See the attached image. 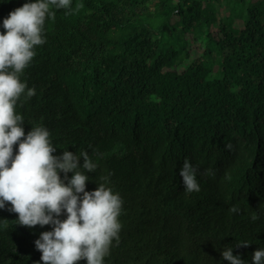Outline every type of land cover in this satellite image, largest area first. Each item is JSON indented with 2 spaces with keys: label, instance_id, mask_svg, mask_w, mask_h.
Wrapping results in <instances>:
<instances>
[{
  "label": "trees",
  "instance_id": "1",
  "mask_svg": "<svg viewBox=\"0 0 264 264\" xmlns=\"http://www.w3.org/2000/svg\"><path fill=\"white\" fill-rule=\"evenodd\" d=\"M28 2L0 0V34ZM53 11L21 76L36 94L16 111L25 136L49 131L54 155L88 153L86 191L107 177L119 194V242L104 264H228L229 247L252 264L264 249V0H72L71 14ZM189 37L204 49L176 72ZM185 159L199 192L179 176ZM10 208L0 264H42L35 241L52 226H21Z\"/></svg>",
  "mask_w": 264,
  "mask_h": 264
},
{
  "label": "clouds",
  "instance_id": "2",
  "mask_svg": "<svg viewBox=\"0 0 264 264\" xmlns=\"http://www.w3.org/2000/svg\"><path fill=\"white\" fill-rule=\"evenodd\" d=\"M82 5H76L79 9ZM53 9L71 14L72 0H35L23 4L3 20L0 34V209L10 204L9 211L18 215V223L27 228L52 226L35 241L42 253V264H104L113 241L119 242L122 200L106 187L86 191L89 176L97 165L87 152L79 155L63 151L60 156L49 139V131L33 127L25 136L24 119L17 114L18 101L33 97L21 76L36 55L34 48L45 43L46 19H54ZM18 152L14 155V146ZM228 150L232 149L229 143ZM81 158L83 164H80ZM83 169L84 171H81ZM196 169L185 159L179 176L187 192H199ZM60 173L64 174L61 179ZM68 173H73L71 179ZM67 182V183H66ZM231 212H238L236 207ZM66 214V219H59ZM256 217H253L255 219ZM249 246L240 242L237 248ZM228 264H245L233 255L231 247L221 253ZM252 264H264V249L253 253Z\"/></svg>",
  "mask_w": 264,
  "mask_h": 264
},
{
  "label": "rangeland",
  "instance_id": "3",
  "mask_svg": "<svg viewBox=\"0 0 264 264\" xmlns=\"http://www.w3.org/2000/svg\"><path fill=\"white\" fill-rule=\"evenodd\" d=\"M253 1H257V0H253ZM235 29L236 30L240 29V23L239 22L235 23ZM188 39H189V42H188V45H189V49H188L189 56H188V59H186L182 65L177 66L176 68L173 69L176 72H181L186 65H188L191 61H193L196 58H198L199 54L204 49V41H203L202 38H198L197 37V38L193 39V38L189 37ZM212 57H213L214 60L217 59V56L214 55V53L212 54ZM216 70H217V64H215L213 66V68H212V76H214Z\"/></svg>",
  "mask_w": 264,
  "mask_h": 264
}]
</instances>
